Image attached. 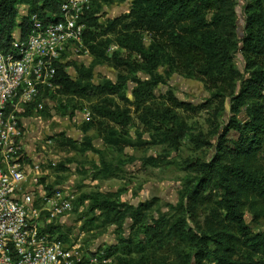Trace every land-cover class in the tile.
<instances>
[{"label": "rangeland", "instance_id": "374dc122", "mask_svg": "<svg viewBox=\"0 0 264 264\" xmlns=\"http://www.w3.org/2000/svg\"><path fill=\"white\" fill-rule=\"evenodd\" d=\"M252 1L235 0V23L240 36L245 34L246 6ZM94 3L98 26H88L91 31L85 41L88 53L72 60L60 73L71 82H78L80 89L60 85L53 93L41 94L38 98L41 108L36 104L25 106V111L19 113L25 122L24 141L30 139L27 142L31 143L28 150L31 158L45 154L43 182L53 189L69 186L74 190L73 209L63 221L62 232L83 231L85 247L111 246L124 237L130 241L134 254L142 251L151 263L187 264L184 255L179 254L177 241L148 245L139 224L127 217L123 227L117 228L105 221L102 210L91 209L92 203L95 198L135 207L151 203L143 211V218L164 214L170 223L176 216L174 207L185 183L194 176L184 169L185 161L205 160L213 152L211 144L198 147L190 134H200L202 139L214 143L220 132L219 124H225L233 115L232 96L238 92L240 78L247 76L243 52L233 53L241 76H234L232 81H228L230 76L225 81L213 80L190 67H182L184 63L165 43V34L132 15L133 0H94ZM132 32L138 33L146 47L151 41L164 45L159 48L162 56L151 68L153 74L145 70L149 63L139 54L118 45L121 36ZM120 60L125 63L119 64ZM135 78L152 81V92L143 96L141 104L134 102L132 94ZM108 82L119 84V93L126 98L106 89L102 91L101 87ZM176 101L183 104L177 108ZM261 101L264 105V97ZM97 105L124 111L127 124L97 116L93 111ZM166 107L174 110L190 131L177 140V147L163 140L165 129L173 125L163 124L158 117ZM243 115L242 112L239 118ZM51 157L56 160L55 167L49 165ZM249 162L258 171H264V159L257 156ZM214 206L211 200L196 209L199 216L192 222L195 228L217 226L209 213ZM241 210L253 232L264 230V192L247 189L241 196ZM118 255L127 257L114 253L111 264H118ZM256 259L264 264V253Z\"/></svg>", "mask_w": 264, "mask_h": 264}, {"label": "trees", "instance_id": "16d2710c", "mask_svg": "<svg viewBox=\"0 0 264 264\" xmlns=\"http://www.w3.org/2000/svg\"><path fill=\"white\" fill-rule=\"evenodd\" d=\"M95 3L92 0L91 10L84 19L87 25L85 41L91 34L88 26H98ZM20 5H28L29 13L36 11L44 19L54 20L60 14L58 0H0V50L9 48L16 27L20 26L22 33L27 29L25 16L18 21ZM234 5L235 0H133L132 15L144 21L149 28L165 34V43L184 63L182 67H190L213 80L225 81L230 76L228 81H232L234 76H241L233 62V53L242 50L247 76L240 78L238 92L232 96L233 115L225 124H219L220 132L214 143L202 139L200 134H190V139L198 147L211 144L213 152L205 160L185 161L184 169L190 170L194 176L185 183L186 187L174 207L176 216L170 223L164 214L157 218H143V211L151 203H140L135 207L95 198L91 207L102 210L105 221L120 229L124 219L130 218L134 224H139L143 240L148 245L177 241L179 254L184 255L183 261L187 264H203L204 261L207 264H263L256 258L264 253V230L253 232L246 223L241 210V196L251 188L264 192V171H258L249 162L257 156L264 159V105L261 101L264 97V0H253L246 6V31L242 36L236 29ZM118 45L139 54L148 62L149 66L144 68L149 74H153L151 68L162 56L159 48L164 46L151 41L146 47L136 32L121 36ZM66 65H58L57 84L80 89L78 82H71L60 74L64 73ZM150 79H134L136 85L132 94L136 104L143 103V96L151 94ZM104 89L126 98L119 93V84L108 82L101 87L102 91ZM182 104L176 101L174 106L179 108ZM118 110L104 105L93 109L97 116L127 124V114ZM242 112L241 119L239 115ZM158 117L163 124L174 125L165 129L164 142L177 147V140L190 133L174 110L166 107ZM48 190L50 192L53 188L48 187ZM212 194L214 199L210 196ZM205 200H213L215 206L209 213L217 226L199 230L192 222L199 216L196 209L206 203ZM129 242L124 237L119 238L117 244L106 248V255L112 257L118 252L127 255H118V264H155L142 251L134 254Z\"/></svg>", "mask_w": 264, "mask_h": 264}, {"label": "built area", "instance_id": "2783aa9c", "mask_svg": "<svg viewBox=\"0 0 264 264\" xmlns=\"http://www.w3.org/2000/svg\"><path fill=\"white\" fill-rule=\"evenodd\" d=\"M59 17L42 18L20 5L18 21L27 18L26 31L12 32L6 51L0 50V264H111L107 245L85 247L83 231L62 232L73 209L69 186L49 192L43 182L45 154L31 158L25 148V122L19 113L36 104L43 92L53 93L59 64L85 57L92 0H58ZM66 65L64 68H67ZM50 158L49 165L55 167ZM52 226V227H51Z\"/></svg>", "mask_w": 264, "mask_h": 264}, {"label": "crops", "instance_id": "0c3cea01", "mask_svg": "<svg viewBox=\"0 0 264 264\" xmlns=\"http://www.w3.org/2000/svg\"><path fill=\"white\" fill-rule=\"evenodd\" d=\"M27 141H30V139L24 141V144H25V148H26V149H27V148H30V146H31V143H29V142H27ZM27 150H28V149H27Z\"/></svg>", "mask_w": 264, "mask_h": 264}]
</instances>
